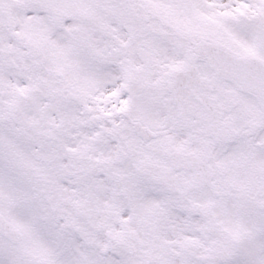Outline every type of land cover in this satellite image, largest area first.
<instances>
[{
    "label": "snow or ice",
    "instance_id": "6c2138e0",
    "mask_svg": "<svg viewBox=\"0 0 264 264\" xmlns=\"http://www.w3.org/2000/svg\"><path fill=\"white\" fill-rule=\"evenodd\" d=\"M0 264H264V0H0Z\"/></svg>",
    "mask_w": 264,
    "mask_h": 264
}]
</instances>
